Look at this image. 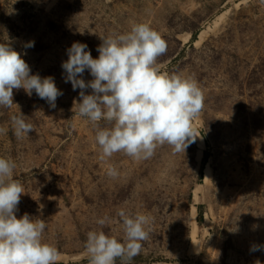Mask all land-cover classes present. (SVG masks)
Instances as JSON below:
<instances>
[{"label": "rangeland", "instance_id": "rangeland-1", "mask_svg": "<svg viewBox=\"0 0 264 264\" xmlns=\"http://www.w3.org/2000/svg\"><path fill=\"white\" fill-rule=\"evenodd\" d=\"M133 23L165 40L161 72L191 78L202 91L197 138L185 153L165 144L148 159L118 152L101 160L94 126L73 108L80 90L65 82L61 65L74 42L97 58L101 36ZM7 42L63 93L51 108L35 91L14 89L13 105L0 106V157L15 163L13 179L24 189L16 215L46 221L42 240L58 249L56 264H89L84 243L99 218L110 217L103 230L122 240L120 209L151 218L129 264H264L261 0H0ZM82 78L93 79L87 70ZM20 112L34 131L17 138L11 117Z\"/></svg>", "mask_w": 264, "mask_h": 264}, {"label": "clouds", "instance_id": "clouds-1", "mask_svg": "<svg viewBox=\"0 0 264 264\" xmlns=\"http://www.w3.org/2000/svg\"><path fill=\"white\" fill-rule=\"evenodd\" d=\"M100 38L97 58L86 51V44L74 42L61 65L65 82L80 90V102L74 101L73 108L94 126L100 159L118 152L136 160L148 159L165 144L176 153H185L196 141L192 120L203 108V93L197 83L178 73L160 71L157 60L167 45L146 23H133L126 33ZM32 46L34 42L26 45ZM86 70L93 77L87 82L82 78ZM14 89H24L29 96L35 91L51 108L63 94L52 77L32 74L19 52L8 42L0 43V106L13 105ZM101 121L106 126L102 127ZM11 123L17 138L34 131L21 112L11 117ZM4 132L0 128V133ZM14 168L12 160L0 157V264H56L58 249L42 240L46 221L27 213L20 218L16 215L24 189L13 179ZM107 175L116 178L119 173L110 165ZM117 216L122 240L103 230L111 223L107 216L97 220L98 229L87 233L84 247L89 264H116L117 259L129 264L140 253L142 242L149 237L151 218L124 209ZM252 250H260V246Z\"/></svg>", "mask_w": 264, "mask_h": 264}]
</instances>
